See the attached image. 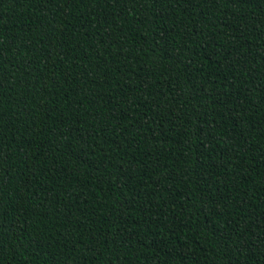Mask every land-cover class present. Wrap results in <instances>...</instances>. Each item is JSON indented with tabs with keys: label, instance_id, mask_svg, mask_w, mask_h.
Instances as JSON below:
<instances>
[{
	"label": "trees",
	"instance_id": "16d2710c",
	"mask_svg": "<svg viewBox=\"0 0 264 264\" xmlns=\"http://www.w3.org/2000/svg\"><path fill=\"white\" fill-rule=\"evenodd\" d=\"M0 264H264V0H0Z\"/></svg>",
	"mask_w": 264,
	"mask_h": 264
}]
</instances>
